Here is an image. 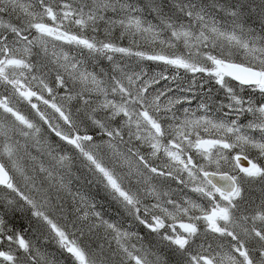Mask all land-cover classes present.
Returning <instances> with one entry per match:
<instances>
[{
    "label": "snow or ice",
    "instance_id": "obj_1",
    "mask_svg": "<svg viewBox=\"0 0 264 264\" xmlns=\"http://www.w3.org/2000/svg\"><path fill=\"white\" fill-rule=\"evenodd\" d=\"M0 264H264V0H0Z\"/></svg>",
    "mask_w": 264,
    "mask_h": 264
}]
</instances>
